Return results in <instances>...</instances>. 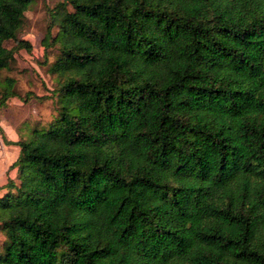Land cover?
<instances>
[{
    "label": "trees",
    "instance_id": "trees-1",
    "mask_svg": "<svg viewBox=\"0 0 264 264\" xmlns=\"http://www.w3.org/2000/svg\"><path fill=\"white\" fill-rule=\"evenodd\" d=\"M33 2L0 0V73ZM67 6L0 264H264V0H64L51 26Z\"/></svg>",
    "mask_w": 264,
    "mask_h": 264
},
{
    "label": "rangeland",
    "instance_id": "rangeland-1",
    "mask_svg": "<svg viewBox=\"0 0 264 264\" xmlns=\"http://www.w3.org/2000/svg\"><path fill=\"white\" fill-rule=\"evenodd\" d=\"M63 1L34 0L25 13L24 26L18 34L20 39L32 44V49L20 48L9 66L1 70L3 84L7 77L16 80L14 89L18 95L1 103L3 89L0 84V187L10 177L17 180L20 176L17 168L9 169L18 158L20 147L8 141L11 138L18 140L19 132H26V125L33 127L39 122H48L55 114V80L51 70L59 50L57 46L47 48L45 38L49 31L53 34L57 32L58 24L67 11L72 10L70 6L60 10L55 16L56 25L51 26L53 10ZM5 46L15 48L17 41H7ZM5 193L6 189H0V198Z\"/></svg>",
    "mask_w": 264,
    "mask_h": 264
},
{
    "label": "crops",
    "instance_id": "crops-1",
    "mask_svg": "<svg viewBox=\"0 0 264 264\" xmlns=\"http://www.w3.org/2000/svg\"><path fill=\"white\" fill-rule=\"evenodd\" d=\"M11 140L16 141L17 139L16 138H11Z\"/></svg>",
    "mask_w": 264,
    "mask_h": 264
}]
</instances>
